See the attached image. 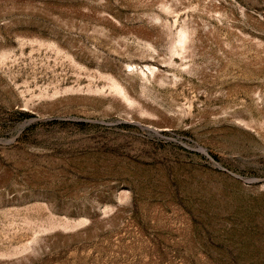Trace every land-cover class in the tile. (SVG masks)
<instances>
[{
  "label": "rangeland",
  "instance_id": "1",
  "mask_svg": "<svg viewBox=\"0 0 264 264\" xmlns=\"http://www.w3.org/2000/svg\"><path fill=\"white\" fill-rule=\"evenodd\" d=\"M0 264H264V0H0Z\"/></svg>",
  "mask_w": 264,
  "mask_h": 264
},
{
  "label": "bare ground",
  "instance_id": "2",
  "mask_svg": "<svg viewBox=\"0 0 264 264\" xmlns=\"http://www.w3.org/2000/svg\"><path fill=\"white\" fill-rule=\"evenodd\" d=\"M181 40H182V39H181ZM185 40H186V39H185ZM180 42H181V41H180ZM183 42H184V41L182 40V44H183ZM185 43H186V42H185ZM185 45H186V44H185ZM186 47H187V46H186ZM182 49H183V48H182ZM200 151L203 152V153H204V152L206 153L205 149L202 148V147L200 148Z\"/></svg>",
  "mask_w": 264,
  "mask_h": 264
},
{
  "label": "water",
  "instance_id": "3",
  "mask_svg": "<svg viewBox=\"0 0 264 264\" xmlns=\"http://www.w3.org/2000/svg\"><path fill=\"white\" fill-rule=\"evenodd\" d=\"M205 153V152H204Z\"/></svg>",
  "mask_w": 264,
  "mask_h": 264
}]
</instances>
